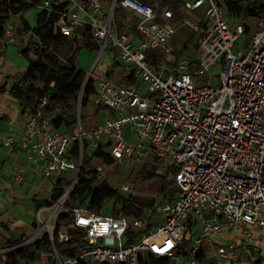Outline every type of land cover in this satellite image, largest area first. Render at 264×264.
<instances>
[{
	"label": "built area",
	"instance_id": "obj_1",
	"mask_svg": "<svg viewBox=\"0 0 264 264\" xmlns=\"http://www.w3.org/2000/svg\"><path fill=\"white\" fill-rule=\"evenodd\" d=\"M61 4L65 7L55 23L62 34L73 36L78 27L87 25L99 57L106 49L116 50L121 65H132L140 82L118 85L98 77L92 103L106 108L109 116L90 129L82 126L80 107L72 132L53 128L42 112L44 98L28 114L20 135H0L2 146L21 149L29 161L44 158L45 177L73 174L60 197L36 208L32 232L0 246V254L46 235L51 250L29 264H137L145 252L171 264L180 255L187 256L185 264H239L242 255L248 257V264L246 243H220L216 237L244 225L264 228V9L244 48L234 49L245 34L237 17L217 0L184 1L186 10L202 11L200 21L180 18L181 25L197 36L199 53L181 54L169 65L165 60L150 63L146 52H172L171 8L157 11L141 0H109L105 11L101 0H39L35 7L58 12ZM115 6L138 16L134 25L138 42L118 31ZM14 41L10 20L0 39V55ZM213 67L219 69L217 80L210 73ZM82 95L83 89L80 99ZM124 126L130 140L124 137ZM99 144L107 145L117 169L121 164L130 168L147 163L154 174L167 173L177 187L175 199L159 201L137 194L133 182L126 179L117 188L119 194L154 199L138 216L67 206L81 169H96L97 180H102L104 163L92 154ZM63 215L68 216L62 220ZM188 221L193 223L190 232ZM188 232L186 251L182 245Z\"/></svg>",
	"mask_w": 264,
	"mask_h": 264
},
{
	"label": "trees",
	"instance_id": "obj_2",
	"mask_svg": "<svg viewBox=\"0 0 264 264\" xmlns=\"http://www.w3.org/2000/svg\"><path fill=\"white\" fill-rule=\"evenodd\" d=\"M39 0H0V39L7 23L12 17L35 7ZM148 5L156 0H141ZM218 4L224 7L229 14L243 24L244 32H250V21L253 22L260 17L264 9L262 0H217ZM179 0H164L163 5L174 8L176 14L180 9ZM65 5L57 7V11H37L35 25L30 29L35 41L20 49V53L27 59L25 70L10 86V95L17 100L22 112L31 114L35 112L40 101L45 98L43 114L50 117L53 128L72 132L79 117L81 121L86 118L84 110L89 103H92V96L95 90L93 77L89 76L84 85L87 73L78 68L75 64L76 56L81 48L98 50V45L93 39L89 27L83 25L78 27L73 36H65L56 25L59 11L64 10ZM255 7L259 12H254ZM117 6L114 8L116 17ZM32 54L33 57H30ZM146 59L150 63H157L166 60V54L158 50L146 52ZM2 89V88H1ZM83 95L80 99V93ZM99 108H96V111ZM95 111V112H96ZM105 144L95 147L92 154L101 159L104 164H114L111 156L106 150ZM86 163L87 158L84 160ZM3 163L0 161V170ZM176 172V169H172ZM124 177L133 182L137 194L145 193L152 195L156 200L173 201L177 194V187L166 174L156 175L151 165L142 164L136 167H126ZM264 173V169L262 171ZM98 171L94 168L81 169L76 183L69 193L66 205L69 207H84L101 213L122 212L127 217L138 216L149 208L154 199L142 198L140 196H124L117 192V189L105 180H97ZM264 178V177H263ZM70 180L64 175H59L49 196L50 200L36 201V208L51 200L60 197L69 186ZM68 215H63L62 220ZM193 223L188 221L187 229L190 232ZM2 232L8 233L7 226L0 221V236ZM22 237H1L0 246H6L18 242ZM190 236L186 237L183 248L187 246ZM56 247L61 250L62 245L55 242ZM181 246V247H182ZM51 250L48 237L44 235L28 245L20 246L10 252L0 254V264H29L36 261L41 253ZM199 259L204 257L200 252ZM257 263V262H256ZM260 263V262H259ZM96 264V263H90ZM137 264H171L167 258L158 257L149 252L141 254Z\"/></svg>",
	"mask_w": 264,
	"mask_h": 264
},
{
	"label": "crops",
	"instance_id": "obj_3",
	"mask_svg": "<svg viewBox=\"0 0 264 264\" xmlns=\"http://www.w3.org/2000/svg\"><path fill=\"white\" fill-rule=\"evenodd\" d=\"M179 1L181 4L178 14L175 13L173 7L164 6V0H156L150 5L157 11L168 7L174 13L171 23L175 27V35L170 42L173 50L169 55H166L165 60L169 65H172L179 55L187 54L185 49L192 48V52L189 54L192 57H196L199 53L197 50V36L181 25L180 18L189 16L190 18H188L191 19V15L196 14L198 19L194 21H200L202 11L186 10L183 8V2L186 0ZM108 4L109 0H101L103 11L108 8ZM37 11L39 10L36 9L32 16H26V11H24L12 17L11 22L15 41L6 44L0 55V135L10 132L20 135L23 132L28 116V113L21 111L19 103L10 95L8 89L27 65V59L20 53V49L31 43V41L36 40L30 29L35 25ZM137 20L138 16L135 13L117 6L114 23L118 31L127 35L133 43L140 40V36L134 30ZM30 57H33L32 54H30ZM101 58L105 60L104 64H102L104 72L97 73L92 69L91 76L94 81L100 76H105L118 85L137 84L140 82V79L132 74V65L127 68L121 65L116 50L106 49L101 54L100 60ZM261 114L264 116V109ZM0 161L3 163L0 170V221L8 228V233L2 232L1 241L2 236L16 238L29 235L32 232L36 201L44 200L50 196L59 175L53 174L45 177L43 175L46 163L44 158H38L36 161L31 162L21 149L14 146L4 147L1 143ZM68 173L64 176L66 179L70 178ZM262 176L264 177L263 172ZM247 232L250 233L248 239L246 237ZM231 240L247 244L250 253L248 264H264V228L244 225L237 230L228 231L216 237V241L220 243H226ZM247 258V256L242 255L243 260L239 264H245Z\"/></svg>",
	"mask_w": 264,
	"mask_h": 264
},
{
	"label": "rangeland",
	"instance_id": "obj_4",
	"mask_svg": "<svg viewBox=\"0 0 264 264\" xmlns=\"http://www.w3.org/2000/svg\"><path fill=\"white\" fill-rule=\"evenodd\" d=\"M36 9H37L36 7L27 9L26 16L28 15L32 16L35 13ZM197 17L198 16H196V14L191 15V19L193 20L198 19ZM250 24H251L250 29H253L254 27L253 20L250 21ZM247 39H248L247 33L240 36L235 43L234 49L244 48ZM191 52H192V48L185 49V53H187L188 55L191 54ZM98 54H99L98 50L90 51L86 48H81L78 52V55L76 56L75 64L78 68L84 69L86 73L89 72L91 69H94V71H96L97 73L104 72V70L102 69L103 68L102 64H104L105 60L104 58L103 59L101 58L100 60V57ZM85 66H87V68H85ZM218 70H219L218 67H213L210 70V73L214 77L215 80H217ZM95 108L96 107H94L92 103H89V105L86 106L84 110L86 118L82 120V123H83L82 126L84 129H90L92 126H94L95 123H101L105 120L106 117L109 116V112L106 108H99L97 111L95 110ZM123 134L126 140H130L128 136V126L123 127ZM87 152H89L88 149H87ZM94 162H99V161L94 160ZM114 167L115 166L111 164H107V165L104 164V170L102 173L103 177L101 179H104L110 185H112L113 187L117 189L122 182L126 181L124 177V173H125L124 170L126 169V167L123 164L119 166L118 170H115ZM68 176L73 178L72 173H68ZM140 194L147 195L145 193H140ZM189 235H191V233L188 232L186 237H188ZM185 250L188 251V246H185ZM186 259H187V256L180 255L179 260L176 261L175 264H185Z\"/></svg>",
	"mask_w": 264,
	"mask_h": 264
},
{
	"label": "water",
	"instance_id": "obj_5",
	"mask_svg": "<svg viewBox=\"0 0 264 264\" xmlns=\"http://www.w3.org/2000/svg\"><path fill=\"white\" fill-rule=\"evenodd\" d=\"M158 257H161V256H158Z\"/></svg>",
	"mask_w": 264,
	"mask_h": 264
}]
</instances>
